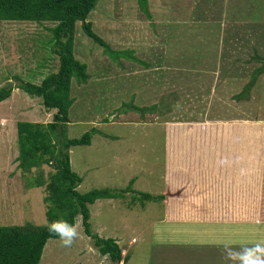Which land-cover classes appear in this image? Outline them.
<instances>
[{"label": "rangeland", "instance_id": "obj_1", "mask_svg": "<svg viewBox=\"0 0 264 264\" xmlns=\"http://www.w3.org/2000/svg\"><path fill=\"white\" fill-rule=\"evenodd\" d=\"M168 1L174 3V10L170 8L166 11L163 4L150 10L148 17L139 8L138 0H98L87 21L93 24L95 33L113 50L130 52L132 57L128 59L122 57L119 61L112 60L102 46L87 36L82 23L76 24L74 53L78 60L87 65L89 80L83 85L72 81V98L75 102L70 112L72 124L67 130L69 138H80L86 133L91 134L93 118L97 113L103 112L108 116V118L105 116L104 120L109 124L112 122L111 118L119 121V124L122 121L137 119L152 121L151 116L154 113H158L160 117L167 116L168 119L175 116L178 120L190 119L204 112L208 114L212 112L210 115L212 119H264V77L261 82H257L258 77L252 89L246 92L256 70L264 65V0ZM235 19L244 23L251 22L255 26L260 25L261 29H251L248 25L243 31L238 29L237 34L233 31L226 36L221 47L218 32L221 26ZM167 21L170 23L168 28L164 24ZM183 22L199 34L186 28L182 29ZM53 25L50 22L39 24L0 21V88L9 86L17 89L20 84L18 79L21 82L38 84L37 82L41 83L44 76L57 72L59 60L51 52L53 35L50 28ZM175 46L179 49H175ZM176 53H180L193 67L199 64L197 59L200 56L204 68L212 66L216 69L219 55L222 56L224 65L223 59H230L227 70L232 71L235 80L227 88L228 91L222 93L223 98L214 109H203L204 104H200V102L210 103L211 92L201 91L202 93L197 94L185 83L179 93L168 95L161 90L155 92V89H158L155 87L158 80L153 79L151 75L157 73L167 77L169 73L167 74L166 71L174 70ZM49 54L51 59L45 67L40 68L41 62L49 57ZM171 55L174 57L171 58ZM214 57L216 60L213 62ZM163 60L168 68L159 64ZM159 65L163 66V70L152 71L154 67L159 68ZM145 67H148L147 70L144 69ZM40 69L44 73L39 76L37 71ZM141 74H143L141 80L146 81L149 86H142L141 81L133 77ZM171 78L177 79L176 82L180 85V77L173 75ZM236 81L241 84H234ZM179 85L177 88L180 87ZM135 94H137V102ZM22 95L31 98L18 89L12 98L0 102V225L4 226L24 225L27 222L45 225L48 222L44 202L48 193L45 187H30L29 183L33 182L41 172L44 174V179H47L48 174L54 169L50 165H43L31 173L21 172L17 167L19 154L17 124L26 120L46 124L45 122L49 123L53 120L55 113L51 111L46 117L45 114L49 110H46L41 98L32 97L33 100L27 103L22 99ZM153 95L154 100L159 102L158 109L151 111H155L153 114H150V109L145 112L132 109L134 106H151L153 100L150 102L148 100L152 99ZM118 111L120 115L129 114L125 117L116 116ZM111 113L115 115H109ZM3 121L4 125L1 124ZM159 128L161 127H149L144 120L129 126L110 125L102 130L108 135H123L121 138L125 139L124 146L103 148L100 141H96L90 147H84L86 145L73 147L70 151L71 167L82 179L78 191L85 194L95 188L103 189L107 184L115 186L111 188H119L116 183L121 182L124 176L140 173L141 170L142 184L135 186L136 189L141 190L142 187H146L147 192L158 195L164 186L165 177V154ZM96 133L101 134L98 131ZM259 135L261 134L258 133L257 136ZM129 141L135 143L136 152L130 149L134 156L125 157L123 165L117 162L120 165L117 167L113 161L114 157L121 154L122 150L128 155L131 145L125 147V144ZM261 143L262 140H255L256 153L263 154L264 145L260 146ZM249 166L253 169L261 168V164ZM4 183L6 189L2 185ZM132 195L131 193L126 200L116 201L112 205L102 204L99 211L97 207L100 204L95 202L96 206L92 208L94 216L90 218L92 225L99 226L98 229L100 224L106 225V230L103 229L99 235L102 238H112L118 242L119 237H123L128 241L121 242V245L118 243L124 250L123 257L129 260L131 256V260L126 264H163L166 262L165 259L157 255L158 252L153 250V246L156 245L155 248L160 252L167 243L164 239L154 238V231L157 228L147 230L152 223H157V227L163 225L161 222L163 209L161 205L142 201L140 197H132ZM19 200L23 205L20 208L13 207ZM4 202H8V206L2 207ZM132 202L136 208L131 206ZM143 205L146 209H142ZM77 220L78 223L67 231L62 239L49 240L40 264H114L108 256L101 255L92 239L85 233L82 217L79 216ZM172 229L179 231L180 226ZM133 237H141L142 241L129 245ZM182 239L185 238H181L178 233L172 234L169 238L171 243L168 245L172 246V241ZM223 239L229 242L234 238L224 235ZM244 239L245 237L239 234L236 245H248L241 242ZM232 246L234 243L231 244ZM126 248L131 251H127L129 254L126 253Z\"/></svg>", "mask_w": 264, "mask_h": 264}, {"label": "crops", "instance_id": "obj_2", "mask_svg": "<svg viewBox=\"0 0 264 264\" xmlns=\"http://www.w3.org/2000/svg\"><path fill=\"white\" fill-rule=\"evenodd\" d=\"M163 4H165L166 11L170 10V8L174 10V3L168 0H148V10L156 9ZM246 22L244 23L235 19L221 26L218 32L221 47L224 39L227 38L226 36L233 33V31H236L237 34L238 29L243 31V29H247L248 25L251 29H261L260 25L255 26L251 22ZM164 24L168 28L170 23L167 21ZM184 24L187 23L183 22L181 24L182 29L186 28L199 34L191 26ZM175 49H179V47ZM173 57L171 55V58ZM175 57L174 70H170V72L166 71L167 74L169 73L167 77H162L157 73L151 75L153 79L158 80L155 86L158 89H155V92L157 93L161 90L168 95L179 93L184 86L183 83H185L187 86H191V90H194L197 94L202 92L212 93L210 103H202L199 101L200 104H204L203 109H214L217 104L219 105L223 98L222 93H226L228 91L227 88L235 80L232 71L230 69L227 70L230 59L224 58V65L222 56L219 55L217 68L214 69L212 66L204 68L201 62V56L197 59L199 60L197 67L189 65L180 53H176ZM123 58L125 57L123 56ZM215 60L216 57L212 61L214 62ZM136 61L138 60L136 59ZM159 64L166 67L164 60ZM162 65H159V68L154 67L152 71L163 70ZM148 67L144 69L147 70ZM43 73L42 70L37 72L39 76ZM173 75L181 78L180 85L176 82L177 79L171 78ZM133 77L141 81L142 86H149L146 81L141 80L143 74ZM263 77L264 73L259 76L257 82H261ZM37 83L40 84L39 82ZM151 84L154 86L153 83ZM176 84L180 87L177 88ZM234 84L241 83L236 81ZM256 87L257 83L255 84ZM18 89L13 90L10 98L14 96ZM151 98L148 100L149 102L153 100L151 106L140 108L150 109V112L158 109V100H154V95ZM22 99L27 103H29V100H33L32 97L27 98L23 95ZM137 100L138 98L136 97L135 101L137 102ZM72 106L74 107V105ZM194 108L196 109V107ZM51 111H53L52 113L56 112V110H49L45 114L46 117H48ZM119 113L118 111L116 116H119ZM211 113H198V116H192L190 119L182 118V120L176 119L175 116L168 119L169 117L167 116L160 117L158 113H154L151 116L153 118L152 121L143 119L149 127H161L158 131L163 135L160 137H162V146L165 154V177L162 190L158 195H153L147 192L146 187H142L141 190L136 189L135 186H141L142 184L141 170L140 173L131 172L132 174L124 176L121 182L116 183V186L119 188H111L115 186L110 184L105 185L104 188L125 190L131 185L133 191L138 195L129 191L118 199H101L102 202L98 200L96 203L100 204V206L97 209L99 211L102 204L112 205L116 201L126 200L131 193L133 194L132 197H138L139 193L153 196L163 195L165 199L162 202L149 201L161 205L164 212L163 220L161 221L163 225L157 227V223H152L147 228L148 231H151L153 227L155 229L157 228L154 231V238L164 239L167 243L160 252L155 248L156 245L153 246V250L156 253L158 252L157 255L165 259L166 262L163 264H264V151L261 154L260 152L256 153L254 149L255 140H262L260 146L264 145V119L245 118L230 120L216 118L218 119L216 120L212 119V116H210ZM104 114L105 112L97 113V116L92 121V129H96V132L98 131L101 134L95 132L92 135L91 143L84 147H90L96 141H100V144L104 146L103 148L124 146L125 139L121 138L123 135H108L102 128L117 124L129 126L130 124L143 121L137 119L136 121H122L119 124V121L117 122L111 118L110 121L112 122L109 124L104 120L105 116H107ZM113 114L115 115V113L109 115L112 116ZM121 114L123 115L120 116L125 117L129 113L126 115L124 113ZM176 117L179 118L178 116ZM26 121L33 122L30 120ZM258 133L261 135L257 136ZM150 138H152V135ZM132 144L133 142L130 143V141L125 144V147L131 145V148L128 149V155H125L122 150L121 154L115 156L117 159L114 157L115 160L113 161L117 167L120 166L117 162L122 164L125 157L134 156V153L130 149L135 151V143ZM254 164H261V168L253 169L249 166H254ZM2 185L6 189V184L4 183ZM2 199H4V196ZM96 203L90 206L92 218L94 216L92 208L96 206ZM21 205L23 203L19 200L17 205L13 207L20 208ZM4 206H8V202H4L2 207ZM131 206L134 207L133 202ZM142 209H146L144 205ZM77 223L78 220L76 221ZM90 223L92 230L98 235H100L103 229L106 230V225L103 223L100 224V229H98L99 226L93 227L91 220ZM175 226H180V230H173L172 228ZM177 233L181 238L185 239L172 241V246L168 245V243H171L169 240L170 236L172 234L177 235ZM239 234L241 237H245L241 242H245L248 245H236ZM224 235L230 238L233 237V241L230 239L227 242L223 239ZM139 241H142L141 237H133L129 245ZM180 241L182 242L181 244ZM121 242L128 241L123 237H119L118 243L120 245ZM232 243H234V246L231 247ZM205 244H208V246H204ZM127 251L129 252L130 250L126 248V253L129 254ZM130 260L131 256L128 262ZM121 264H124V261Z\"/></svg>", "mask_w": 264, "mask_h": 264}, {"label": "trees", "instance_id": "obj_3", "mask_svg": "<svg viewBox=\"0 0 264 264\" xmlns=\"http://www.w3.org/2000/svg\"><path fill=\"white\" fill-rule=\"evenodd\" d=\"M140 9L150 17L148 0H138ZM98 0H0V21H24L42 24L50 22L54 25L51 46L59 60L57 72L47 75L40 84L21 82L17 88L31 97L41 98L46 110H56L53 120L49 123L19 122L17 124V142L19 146L18 168L23 174L50 165L53 171L44 179L39 176L29 183L30 187H45L47 224L36 225L27 222L24 225L0 226V264H40L44 249L51 239L63 238L67 231L75 226L77 218L82 217L85 233L103 256H108L114 264H124L128 258L123 257V250L115 239L102 238L91 228L90 206L101 199H118L126 191L134 192L129 185L125 190L109 188L92 189L82 194L78 187L82 179L72 170L70 151L73 147L89 145L93 129L80 138L71 139L67 135L70 111L74 103L72 98V81L86 84L89 80L87 65L78 60L74 53L75 28L81 22L87 36L102 46L105 53L114 61L121 57H132L130 52L113 50L110 45L93 30L88 20ZM130 55V56H129ZM51 59V55L41 62V67ZM41 71V69H40ZM38 72V71H37ZM264 73V65L258 68L252 77L250 91L257 78ZM251 87V88H250ZM14 88H0V102L10 98ZM138 111L147 108L133 107ZM137 194V193H136ZM138 195V194H137ZM142 201L162 202L163 195L153 196L139 193ZM55 226L59 232L50 230ZM63 233V235H61Z\"/></svg>", "mask_w": 264, "mask_h": 264}, {"label": "clouds", "instance_id": "obj_4", "mask_svg": "<svg viewBox=\"0 0 264 264\" xmlns=\"http://www.w3.org/2000/svg\"><path fill=\"white\" fill-rule=\"evenodd\" d=\"M1 124L4 125V121H3V123H1ZM75 225H76V224H75ZM50 230L59 232V229L55 228L54 225H53V226H50ZM69 230H70V229H69ZM69 230H68V231H69ZM61 235H63V233H61Z\"/></svg>", "mask_w": 264, "mask_h": 264}]
</instances>
